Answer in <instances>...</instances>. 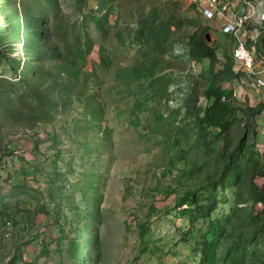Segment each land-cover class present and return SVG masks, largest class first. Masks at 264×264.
<instances>
[{
    "label": "rangeland",
    "instance_id": "rangeland-1",
    "mask_svg": "<svg viewBox=\"0 0 264 264\" xmlns=\"http://www.w3.org/2000/svg\"><path fill=\"white\" fill-rule=\"evenodd\" d=\"M207 24L190 0H0V264H264V92Z\"/></svg>",
    "mask_w": 264,
    "mask_h": 264
},
{
    "label": "built area",
    "instance_id": "built-area-1",
    "mask_svg": "<svg viewBox=\"0 0 264 264\" xmlns=\"http://www.w3.org/2000/svg\"><path fill=\"white\" fill-rule=\"evenodd\" d=\"M207 26L232 40V56L240 69L264 92V66L257 57L264 37V0H190Z\"/></svg>",
    "mask_w": 264,
    "mask_h": 264
},
{
    "label": "trees",
    "instance_id": "trees-1",
    "mask_svg": "<svg viewBox=\"0 0 264 264\" xmlns=\"http://www.w3.org/2000/svg\"><path fill=\"white\" fill-rule=\"evenodd\" d=\"M206 29H210L208 26ZM204 55L210 57L213 61L217 59V47L216 45H211L207 41H203ZM226 63L224 65L225 70H232L235 60L232 55L227 56ZM208 98L212 99V103L206 112L200 117L201 123L207 127H224V114L226 108V102L223 100L224 94L220 86L217 85L215 80H212L207 89ZM207 216L209 214L207 213Z\"/></svg>",
    "mask_w": 264,
    "mask_h": 264
},
{
    "label": "water",
    "instance_id": "water-1",
    "mask_svg": "<svg viewBox=\"0 0 264 264\" xmlns=\"http://www.w3.org/2000/svg\"><path fill=\"white\" fill-rule=\"evenodd\" d=\"M206 37L209 39V34H206Z\"/></svg>",
    "mask_w": 264,
    "mask_h": 264
}]
</instances>
